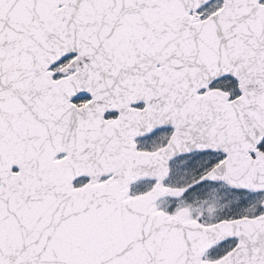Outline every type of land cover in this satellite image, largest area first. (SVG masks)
<instances>
[{
    "label": "snow or ice",
    "instance_id": "6c2138e0",
    "mask_svg": "<svg viewBox=\"0 0 264 264\" xmlns=\"http://www.w3.org/2000/svg\"><path fill=\"white\" fill-rule=\"evenodd\" d=\"M0 264H264V0H0Z\"/></svg>",
    "mask_w": 264,
    "mask_h": 264
}]
</instances>
